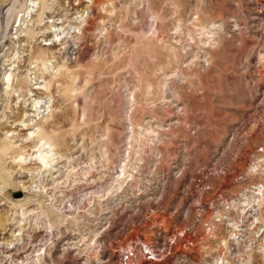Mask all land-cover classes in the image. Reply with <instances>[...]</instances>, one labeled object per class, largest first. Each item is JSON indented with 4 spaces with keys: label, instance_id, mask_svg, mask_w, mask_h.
Returning <instances> with one entry per match:
<instances>
[{
    "label": "rangeland",
    "instance_id": "rangeland-1",
    "mask_svg": "<svg viewBox=\"0 0 264 264\" xmlns=\"http://www.w3.org/2000/svg\"><path fill=\"white\" fill-rule=\"evenodd\" d=\"M0 151V264H264V0H0Z\"/></svg>",
    "mask_w": 264,
    "mask_h": 264
},
{
    "label": "bare ground",
    "instance_id": "bare-ground-1",
    "mask_svg": "<svg viewBox=\"0 0 264 264\" xmlns=\"http://www.w3.org/2000/svg\"><path fill=\"white\" fill-rule=\"evenodd\" d=\"M37 106V105H36ZM35 148H39V150H38V158L36 159V160H34L35 161V164H38L41 168H45V166H48V148L47 149H45V150H47V151H43V152H41L40 151V144H38L37 146H35ZM41 150H42V148H41ZM1 151H0V157H1Z\"/></svg>",
    "mask_w": 264,
    "mask_h": 264
}]
</instances>
